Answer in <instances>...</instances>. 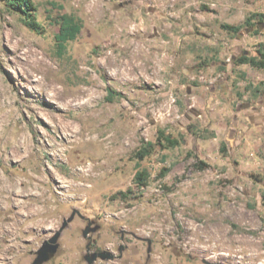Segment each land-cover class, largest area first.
<instances>
[{
	"label": "rangeland",
	"instance_id": "1",
	"mask_svg": "<svg viewBox=\"0 0 264 264\" xmlns=\"http://www.w3.org/2000/svg\"><path fill=\"white\" fill-rule=\"evenodd\" d=\"M31 1L39 32L0 1V264L64 222L43 264H264V72L233 64L264 23L221 27L264 0ZM64 14L81 31L60 53Z\"/></svg>",
	"mask_w": 264,
	"mask_h": 264
},
{
	"label": "trees",
	"instance_id": "2",
	"mask_svg": "<svg viewBox=\"0 0 264 264\" xmlns=\"http://www.w3.org/2000/svg\"><path fill=\"white\" fill-rule=\"evenodd\" d=\"M4 3L7 9L22 17V21L25 25L32 31L39 32L41 30L40 25L36 22L33 12H35V7L31 0H0ZM61 29L59 33L55 35V41L58 44L60 53H64L66 50V45L74 41L81 31V24L73 17L68 15L60 16ZM264 23V14H251L243 24L232 26L224 24L221 27L233 34H238L244 27L253 28L258 24ZM234 65H249L256 70L264 72V44L259 46L255 56L240 55L233 60ZM179 144L177 138H173L170 135H165L163 131L159 132L157 138V145L163 148H174ZM155 144L147 142L146 146L142 148L141 152L137 153L138 159L142 160L148 156ZM148 174L146 171L138 172L134 177V183L139 187H144L147 184ZM264 200V191L262 194Z\"/></svg>",
	"mask_w": 264,
	"mask_h": 264
},
{
	"label": "bare ground",
	"instance_id": "3",
	"mask_svg": "<svg viewBox=\"0 0 264 264\" xmlns=\"http://www.w3.org/2000/svg\"><path fill=\"white\" fill-rule=\"evenodd\" d=\"M33 57H34V59H35V61L36 62H38V64H39V66L40 67H42V66H44V62L42 61V60H40V59H38V57H37V55L36 54H34L33 55ZM63 125V124H62ZM62 131L63 132H65V128H63L62 129ZM41 178V177H40ZM15 185V184H14ZM14 185L13 186H11L9 189H12V190H9L10 192H11V194H13V199H11V201L14 203V204H16L17 206H19V211L21 212V211H31V212H33V214L35 215V216H44L46 213H44V210L43 209H40V208H36L35 207V205L37 204L35 201H30V202H28L27 204H26V207H23L22 205H24L25 204V202H22L19 198L21 197V191L20 192H18V191H15L14 190ZM1 190V189H0ZM2 190H4V189H2ZM7 192V191H6ZM24 192V191H23ZM30 192H32V191H30ZM29 192V193H30ZM36 193V192H35ZM45 194V191H42V193H41V195L40 196H42V195H44ZM47 194V193H46ZM36 196V195H35ZM35 196H31L32 198L33 197H35ZM38 196V195H37ZM31 197H30V199H31ZM35 198H38V197H35ZM44 208V207H43ZM46 211V210H45ZM24 222H26V219L24 220ZM33 222H38V223H44L45 221L44 220H39V221H35V219L33 220ZM33 222H31V223H33ZM15 223V222H14ZM31 223H29V224H31ZM19 224H22V222H20ZM14 225H16V224H14ZM4 230H6V233H11L12 231H13V226L12 225H8V226H5V227H2ZM109 258V257H108ZM0 259H2V258H0Z\"/></svg>",
	"mask_w": 264,
	"mask_h": 264
},
{
	"label": "water",
	"instance_id": "4",
	"mask_svg": "<svg viewBox=\"0 0 264 264\" xmlns=\"http://www.w3.org/2000/svg\"><path fill=\"white\" fill-rule=\"evenodd\" d=\"M72 218L69 220L71 221ZM68 222H64L63 227L61 228L60 231H58L54 237H52L51 239L45 241L42 245V247L39 249V251L37 252V258L35 259V261L33 262V264H43L44 262H46L50 255H53L56 250H57V240L62 232V230L66 227ZM89 230H86L84 235H87ZM103 258H105V256L102 255Z\"/></svg>",
	"mask_w": 264,
	"mask_h": 264
}]
</instances>
